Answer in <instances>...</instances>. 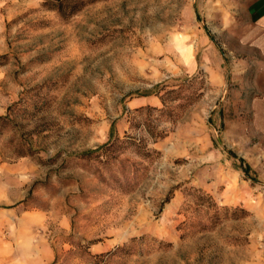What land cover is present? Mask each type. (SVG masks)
<instances>
[{"label":"rangeland","instance_id":"rangeland-1","mask_svg":"<svg viewBox=\"0 0 264 264\" xmlns=\"http://www.w3.org/2000/svg\"><path fill=\"white\" fill-rule=\"evenodd\" d=\"M43 1L0 0V264H264L248 0Z\"/></svg>","mask_w":264,"mask_h":264},{"label":"crops","instance_id":"crops-1","mask_svg":"<svg viewBox=\"0 0 264 264\" xmlns=\"http://www.w3.org/2000/svg\"><path fill=\"white\" fill-rule=\"evenodd\" d=\"M244 14L247 22L238 31L240 57L234 65L239 64L240 68L235 69V78L240 77L243 104L248 105L245 111L260 129L264 144V0H248Z\"/></svg>","mask_w":264,"mask_h":264},{"label":"trees","instance_id":"trees-1","mask_svg":"<svg viewBox=\"0 0 264 264\" xmlns=\"http://www.w3.org/2000/svg\"><path fill=\"white\" fill-rule=\"evenodd\" d=\"M94 0H44L43 4L56 9L61 15L70 16Z\"/></svg>","mask_w":264,"mask_h":264}]
</instances>
